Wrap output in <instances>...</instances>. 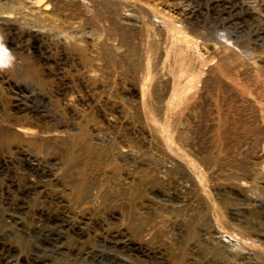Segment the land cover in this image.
Listing matches in <instances>:
<instances>
[{
  "label": "rangeland",
  "instance_id": "374dc122",
  "mask_svg": "<svg viewBox=\"0 0 264 264\" xmlns=\"http://www.w3.org/2000/svg\"><path fill=\"white\" fill-rule=\"evenodd\" d=\"M0 164V233L68 219L65 264L123 232L151 264H264V0H0Z\"/></svg>",
  "mask_w": 264,
  "mask_h": 264
},
{
  "label": "bare ground",
  "instance_id": "6f19581e",
  "mask_svg": "<svg viewBox=\"0 0 264 264\" xmlns=\"http://www.w3.org/2000/svg\"><path fill=\"white\" fill-rule=\"evenodd\" d=\"M38 34H40V32H38ZM124 154L127 157L132 156L129 150H126ZM21 156L26 161L29 170L32 172L33 170L36 171L35 173H37V175L40 171H43L47 173V177L49 178L57 176L58 170L45 164L42 157L38 155L29 156L25 152H22ZM4 163L9 166L8 162ZM30 184L31 185L29 186L28 191L29 194H34L36 191L43 188V185H41L40 182H33ZM187 190L188 187H184L173 196L165 195L171 202H173L171 204L172 210H179L181 207L183 208V206L193 202V198L187 195ZM19 209L13 208L6 213V219L9 224L7 229L0 233V241L4 244V246L8 247L7 253L9 254V257L4 258L0 264H18L19 262H26L30 264L28 261L29 257L18 254L19 249L13 244L8 243L6 239L8 231L11 234H19L26 238L36 239L34 242V252L33 255H31L35 264H65L64 257H67L68 254L63 241L65 240L64 234L68 226L67 224H69L68 219H51L48 216L41 215L38 223L31 224L29 220L26 219L22 213H20ZM243 209H245L244 205L232 208L233 211L238 212ZM43 222L59 224V227L57 229H51L48 225L42 224ZM203 231L205 234L210 233L213 240L218 239L223 242V245L225 246H228L233 242V239L222 234V232L215 226H211V228H204ZM112 246H114L112 251H104L95 247H90L85 250L77 249L74 252V255L79 259L77 264L81 263V260L87 258L91 260L90 264H151L148 262L149 258L152 256L162 257L164 255L162 250H155L149 247L144 240L141 242H135L126 232L117 235L112 241ZM240 254V263L254 264L251 261L252 252L250 249L244 250Z\"/></svg>",
  "mask_w": 264,
  "mask_h": 264
}]
</instances>
